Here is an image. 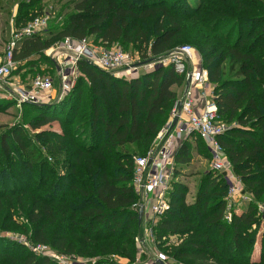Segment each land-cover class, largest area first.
<instances>
[{
    "label": "trees",
    "instance_id": "16d2710c",
    "mask_svg": "<svg viewBox=\"0 0 264 264\" xmlns=\"http://www.w3.org/2000/svg\"><path fill=\"white\" fill-rule=\"evenodd\" d=\"M17 12L20 28L42 10L20 3ZM61 12L68 13L15 51L20 71L40 61L54 65L45 52L66 38H94L125 51L133 46L150 61L182 40L196 49L214 86L217 115L228 127L220 143L254 200L229 211V186L216 172L204 175L192 202L188 186L174 182L170 209L153 229L156 242L181 262L264 264V0H72ZM79 70L64 98L24 104L23 122L0 134V232L16 229L30 244L69 256L120 254L134 264V158L154 146L184 95L174 87L185 92L187 76L169 65L126 80L86 60ZM10 105L0 99V113ZM54 123L60 130H50ZM194 140V147L186 141L178 151V178L194 153L211 158L204 141ZM102 261L97 264H117ZM0 264L58 263L0 237Z\"/></svg>",
    "mask_w": 264,
    "mask_h": 264
},
{
    "label": "built area",
    "instance_id": "2783aa9c",
    "mask_svg": "<svg viewBox=\"0 0 264 264\" xmlns=\"http://www.w3.org/2000/svg\"><path fill=\"white\" fill-rule=\"evenodd\" d=\"M51 17L48 13L30 20L27 24L13 30L11 39L4 54L0 55V99L12 98L19 106L24 104L39 105L50 103L54 99L56 81L47 75H38L32 79L17 78L14 75L18 63L14 60L15 51L21 43L35 35L43 33L49 27ZM97 46L90 38L75 40L66 38L45 52L53 61L59 79V99H62L76 85L81 76L79 63L86 60L96 68L111 73L117 78L133 79L135 73L153 71L159 67L172 65L180 75L191 76L189 89L175 104L167 125L159 132L154 146L144 156L134 158L132 186L137 197L133 209H143L142 221H149L151 229L170 209L169 195L173 183L179 181L176 174V156L186 141L195 137L206 144L212 160L213 170L226 180L228 210L240 207L243 203L252 202V193H242L239 177L234 173L227 155L220 143L228 127L220 121L214 103V86L210 84L208 72L203 67L191 70L196 49L190 45L181 46L165 57L157 60H145L139 54L133 58L119 44H100ZM59 69V71H58ZM18 79V80H17ZM177 118L174 127L172 124ZM180 142V147L177 143ZM263 211L264 207L260 206ZM231 214L228 219L230 220ZM28 240L21 239L36 255L54 259L58 264H67L73 256L52 253L46 245H29ZM74 260V259H73ZM67 261V262H66ZM87 264H97L86 260ZM161 262L163 261H157Z\"/></svg>",
    "mask_w": 264,
    "mask_h": 264
},
{
    "label": "rangeland",
    "instance_id": "374dc122",
    "mask_svg": "<svg viewBox=\"0 0 264 264\" xmlns=\"http://www.w3.org/2000/svg\"><path fill=\"white\" fill-rule=\"evenodd\" d=\"M70 1H72V0H0V55L4 54V52L8 46V43L11 39L13 30L17 29L16 23H17V17H18L19 12H11L13 7H16L18 9L19 4L23 3V4L28 6V9H30L31 11L33 10L35 13L39 12L40 8H41L42 13L43 14L48 13L50 15L51 21H52L60 13H63V15L68 13V12H61V11H63L65 5L67 3H69ZM66 11H68V10L66 9ZM23 13L25 14V16L27 18H30V16L32 17V15H31L32 12H23ZM42 13L40 14V16L43 15ZM61 18H60V20H62ZM91 42H94L97 46H101L100 45L101 42L100 41L96 42V40L94 38H91ZM184 45L192 46L190 43L186 42L185 40H182L181 43L176 47V49L181 47V46H184ZM126 52L128 54H130L133 58H136V56H138V54H137L138 51L133 46H126ZM199 55L200 54L196 51L195 56L199 58L200 57ZM36 59H38V58H36ZM201 60H202V58H201ZM26 67H27L26 69L21 70V71L18 68L15 69L14 75L17 78H21L24 81H26V79H32L38 75L51 76L56 81L55 86H56V90H57V92H55L53 94V95L57 94V96H54L53 100L60 98L59 97L60 94H58L59 79L57 77V70L51 62L40 61L38 66L34 69L33 68L30 69L28 66H26ZM144 73H145L144 70H142L140 73H135L133 75V78H137ZM1 100L9 101V102H11V105L7 108H4L3 112L0 113V134L2 132H4L8 127H13L16 124L23 122V120H24L23 116H24V110H25L24 106H19L18 102H16L12 98H9V99L5 98V99H1ZM26 127L29 128L28 126H26ZM50 127H51L50 130H53V129L54 130H60V128H61V126L58 123H54ZM29 131H31V130L29 129ZM34 133H35L34 131L33 132L31 131V134H34ZM180 145H181V143L178 142L177 146L180 147ZM208 154H209V152H208ZM136 157H137V155H136ZM194 159H195V161H193L186 168L185 179L179 178V180L182 181L183 183H185V184L187 183V186L189 189V192L187 194V201L188 202H191L192 200H194V198L197 194V191H198V186L200 184V181L204 177V175L207 174L208 172L215 173V171L212 168L211 158L205 159V157L203 155H197L194 153ZM241 185H242V187H241L242 193H250L248 188L242 182H241ZM253 200H254V198H253ZM249 203L250 202H248V204ZM248 204L243 203L242 204V206H244L243 208L246 209ZM235 208L236 207H233L232 210ZM237 208H241V207H237ZM16 219H18V218H16ZM19 220L20 219H18V222H20ZM11 227H12V225L10 226V228ZM14 230L13 231L9 230V231L0 232V237H5L7 239L17 241L19 243H22L21 239L28 240V235L21 233V232H17L16 229H14ZM259 236H260V234H259ZM133 237L135 238L134 240H135V243L137 244L136 253H135L136 254V261L134 264H159V262L157 263V261H159V260L163 261V263L165 262L167 264H191L189 262H185V261L181 262V261L175 260L170 255L165 254L164 250L159 248V246L156 242V237L154 235V230L151 229V225H150L149 221H146V220L142 221V223L139 224V230L136 231V233ZM29 245H31V244L29 243ZM49 248L52 251L51 254H53V255H54V253L61 254V255L63 254V253H59V252L55 251L51 247H49ZM259 249L261 250V247H260V244L258 241L257 245L255 246L256 252H254V253H258ZM63 255H66V254H63ZM38 256H40V255H38ZM68 257H69V255H68ZM73 257H74L73 258L74 260L71 259V260H68V262L66 261L67 264H87L86 260L95 261L96 263L100 262L101 260H103L102 262L107 261L110 263H117V264H128L129 263L126 256H122L120 254L109 256V257L103 258V259L102 258H84V257H79V256H73ZM255 257L257 259H259L258 255L253 256V258H255ZM52 260H55V258Z\"/></svg>",
    "mask_w": 264,
    "mask_h": 264
},
{
    "label": "crops",
    "instance_id": "0c3cea01",
    "mask_svg": "<svg viewBox=\"0 0 264 264\" xmlns=\"http://www.w3.org/2000/svg\"><path fill=\"white\" fill-rule=\"evenodd\" d=\"M17 8L16 7H13L12 8V11L11 12H17ZM200 56V55H199ZM191 70L192 71H197V70H199L201 67H202V60H201V57H194V59H193V61L191 62ZM174 89L179 93V94H181L182 95V93H184V91H183V88H181V87H174ZM185 89H186V86H185ZM55 92H57V90H54V92H53V94L55 93ZM58 94H60L59 93V90H58ZM53 96H57V94L56 95H53ZM190 142H192V146L194 147L195 146V140L194 139H192ZM195 154H197V153H195ZM198 155V154H197ZM193 161H195V159L193 160ZM181 178V177H180ZM182 178H184L185 179V176L183 177L182 176ZM181 178V179H182ZM186 185H187V183H186ZM193 201V200H192ZM191 201V202H192ZM241 208H243L244 206H240ZM254 252H256V250L254 251ZM258 252V251H257ZM255 255H258V256H260V249H259V252L258 253H254L253 254V256H255ZM253 259H255V260H257V258L255 257V258H253Z\"/></svg>",
    "mask_w": 264,
    "mask_h": 264
},
{
    "label": "water",
    "instance_id": "95a60500",
    "mask_svg": "<svg viewBox=\"0 0 264 264\" xmlns=\"http://www.w3.org/2000/svg\"><path fill=\"white\" fill-rule=\"evenodd\" d=\"M58 71H59V69H58ZM190 82H191V76H189L188 79H187L186 89H185L186 91L189 89ZM39 105H44V104H39ZM176 122H177V118L174 120V122L172 124V127L175 126ZM142 218H143V209H140V211H139V224L142 223ZM159 264H162V263L159 262Z\"/></svg>",
    "mask_w": 264,
    "mask_h": 264
}]
</instances>
